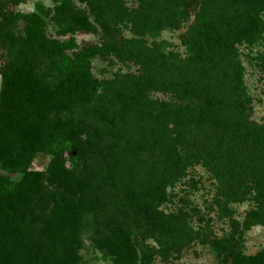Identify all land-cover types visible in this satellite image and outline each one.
Instances as JSON below:
<instances>
[{"label": "rangeland", "instance_id": "obj_1", "mask_svg": "<svg viewBox=\"0 0 264 264\" xmlns=\"http://www.w3.org/2000/svg\"><path fill=\"white\" fill-rule=\"evenodd\" d=\"M92 1L94 11L86 0H0V88L13 66L39 71L48 62L49 50L70 38L77 45L116 44V51L107 58L91 62L98 81L92 99L58 114L72 117L88 131L81 136L84 152L73 168V180H87L88 185L83 191L66 193L89 207L76 230L81 263L113 264L111 256L93 242L120 227L131 234L136 264H230L237 252L252 255L264 250V188L250 181L256 175L231 180L228 170L237 157L230 154L234 150L224 147L220 151L223 158L218 168L204 164L208 159L204 148L206 156L191 157L177 169L165 152V138L161 139L164 127L171 129V120L180 118L173 111L163 118L165 107L175 105L177 111L181 104L188 105L181 96L185 86L196 90V97L203 93L195 78L191 76L189 83L184 73L197 74L200 65H211L207 71L219 77L215 82L221 95L234 91L233 77L239 73V91L251 98L247 120L264 123V41L237 43L232 58L222 54L211 60V51L193 42L194 14L181 0ZM39 7L46 11V27L39 41L29 45L25 21L10 23L3 15L28 14ZM183 9L184 17L180 15ZM74 14L87 15L95 31L59 35L58 31L71 25ZM164 82L177 87L180 96H174ZM219 131L206 144H213ZM188 137L191 141L192 136ZM255 158L251 167L262 170L264 176V152ZM47 161L40 154L30 168L43 170ZM42 184L32 226L39 233L51 214L56 190L46 179ZM258 191L260 202L255 199Z\"/></svg>", "mask_w": 264, "mask_h": 264}, {"label": "trees", "instance_id": "obj_2", "mask_svg": "<svg viewBox=\"0 0 264 264\" xmlns=\"http://www.w3.org/2000/svg\"><path fill=\"white\" fill-rule=\"evenodd\" d=\"M86 1L94 11V1ZM181 2L194 14L191 27L195 30L193 42L210 50L211 60L220 58L222 54L232 58L237 43L264 41V0ZM186 14L184 9L180 13L183 17ZM45 15L46 11L39 7L32 13H6L3 16L10 23L25 21V40L33 45L45 30ZM94 31L87 15L74 14L71 25L57 33L90 34ZM187 40L192 41V38ZM71 48H74L72 52L66 54L65 51ZM116 49L114 42L92 41L77 45L70 38L67 43L49 50L48 62L41 70L18 65L8 71L0 88V264H83L77 253L79 241L76 230L82 213L89 207L84 201H76L66 193L83 191L88 185L87 180H73V168L84 152L81 136L88 131L72 117L63 118L58 114L70 112L92 99L98 81L92 73L91 62L96 58H107ZM200 66L202 68L197 74L182 72L189 83L192 82L191 76L195 78V85L201 87L199 90L202 89L203 93L196 97V90L185 86L181 96L189 101L188 105L181 104L177 111L175 105L165 107L163 118L170 116L171 111L180 113L179 119L171 120V129L164 127L161 139L165 138V152L177 169L191 157L206 156V152L208 159H204V164L218 168V160L223 158L220 151L224 147L231 148L229 151H234L230 154L237 156L233 161L229 160L232 161L228 170L231 180L238 182L239 177L244 179L248 175H256L250 181H254L256 188H264L263 171L251 167L255 157L264 152V123L256 124L246 118L251 115V98L239 91V83L242 84L240 74L233 77H236L232 84L234 91L221 95L215 82L219 77L207 71L211 65ZM163 84L174 96H180L177 87H171L167 82ZM50 115L54 117L51 119ZM218 131L220 136L213 144H206V140ZM189 135L192 136L191 141ZM223 136L229 142H225ZM40 154L48 157L44 169H31L30 165ZM67 162L72 166L66 167ZM44 179L54 184L56 190L51 197V214L39 233L32 226L35 203L41 196ZM259 181H262L260 185ZM259 198L260 191L255 199L260 202ZM97 203H100L99 199ZM93 244L111 256L113 264H136L138 260L131 234L125 227L110 231L105 237L94 240ZM230 264H264V250L252 255L237 252Z\"/></svg>", "mask_w": 264, "mask_h": 264}]
</instances>
